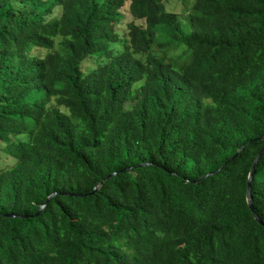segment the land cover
<instances>
[{
	"label": "trees",
	"instance_id": "trees-1",
	"mask_svg": "<svg viewBox=\"0 0 264 264\" xmlns=\"http://www.w3.org/2000/svg\"><path fill=\"white\" fill-rule=\"evenodd\" d=\"M189 18L0 0V264H264V0Z\"/></svg>",
	"mask_w": 264,
	"mask_h": 264
},
{
	"label": "rangeland",
	"instance_id": "rangeland-1",
	"mask_svg": "<svg viewBox=\"0 0 264 264\" xmlns=\"http://www.w3.org/2000/svg\"><path fill=\"white\" fill-rule=\"evenodd\" d=\"M195 0H162L163 5L165 6L166 10L172 13H175L178 15L183 30L186 34H190L192 27H191V21L189 18V15L191 13V8L194 4ZM129 5V4H127ZM125 18L123 25H119V29H125V25L129 23L130 21H135L137 23H140L139 20L129 16L127 13V10L124 12ZM112 48L116 50H121L123 48V41L116 42L112 44ZM159 48H156V51H159ZM184 52V49H181L179 51L169 52L168 54L170 56L176 57ZM84 73H87V68H83ZM19 138H25L24 136H20ZM15 159L8 156L3 152V147L0 148V170H7L10 169L15 164Z\"/></svg>",
	"mask_w": 264,
	"mask_h": 264
},
{
	"label": "water",
	"instance_id": "water-1",
	"mask_svg": "<svg viewBox=\"0 0 264 264\" xmlns=\"http://www.w3.org/2000/svg\"><path fill=\"white\" fill-rule=\"evenodd\" d=\"M261 139L264 140V135L261 136ZM243 148H244V147H242V148H241V149H240V150L234 155L233 158H236V157L241 153V151L243 150ZM263 153H264V147L260 150V152L258 153V155L256 156V158H255V160H254V162H253V165H252L251 171H250V173H249V177H248L247 195H246L248 207H249L250 211L253 213L255 220H256L259 224H261V225H264V222L261 220V218H260V217L258 216V214L256 213L255 208H254V204H253V196H252V181H253V174H254L255 167H256V165H257V163H258V161H259V159L261 158V156H262ZM224 166H226V164H224ZM224 166H223V167H224ZM223 167H222V168H223ZM222 168H221V169H222ZM221 169H219L218 171H216V173L219 172ZM213 174H214V173L205 175L204 177H202V178L200 179V181H201L202 179H205L206 177H208V176H210V175H213ZM114 175H116V173H114L113 175H110V176L106 177V179H109V178H111V177L114 176ZM99 187H100V184L98 185V187L95 188V191L98 190ZM55 195H57V194L54 193V194L50 195V196L48 197L47 202H49V201H50ZM42 209H44V206L40 209V211H39L37 214H39V213L42 211ZM10 216L14 217L15 215H10Z\"/></svg>",
	"mask_w": 264,
	"mask_h": 264
}]
</instances>
